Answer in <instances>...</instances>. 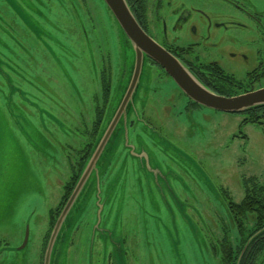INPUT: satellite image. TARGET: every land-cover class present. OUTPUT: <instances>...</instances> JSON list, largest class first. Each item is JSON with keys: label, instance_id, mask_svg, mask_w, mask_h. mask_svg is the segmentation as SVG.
<instances>
[{"label": "rangeland", "instance_id": "obj_1", "mask_svg": "<svg viewBox=\"0 0 264 264\" xmlns=\"http://www.w3.org/2000/svg\"><path fill=\"white\" fill-rule=\"evenodd\" d=\"M50 1V11L33 3L38 10L31 21L55 39L45 43L54 54L26 36L20 23L2 22L8 50L0 43V264H42L82 158L133 67L132 45L104 0ZM70 2L76 13L73 6L62 12ZM248 2L264 11V0ZM239 41L249 65L226 64V47L203 54L243 76L255 53L247 40ZM145 67L126 125L90 175L51 264H225V251L244 248L228 204L243 200V179L264 183V126L243 124L240 114L186 109L172 79ZM243 224L247 239L255 225L251 219ZM254 264H264V251Z\"/></svg>", "mask_w": 264, "mask_h": 264}, {"label": "flooded vegetation", "instance_id": "obj_2", "mask_svg": "<svg viewBox=\"0 0 264 264\" xmlns=\"http://www.w3.org/2000/svg\"><path fill=\"white\" fill-rule=\"evenodd\" d=\"M127 1L143 30L162 47L180 59L210 90L214 92L239 91L240 93H246L264 87V11L256 9L248 2L249 0H208L217 5L222 3L221 6H225L224 8H209L205 6L206 3L195 4L188 0ZM34 2H37L41 9L47 6L48 11H50L52 3L50 0H0V6L3 8L0 10V43L3 45L4 42L1 34L4 27L2 22L7 23L6 18L9 17L8 25L10 27L20 23L26 36L33 37L48 52L54 54L55 52L51 46H47L45 43L56 42L55 39L38 29L43 25L40 26L31 21L33 17H36L35 13L37 11L35 10H38L34 8ZM72 6L75 10L72 2L66 8L61 6V10L66 13L71 10ZM55 29H58V27H55ZM82 29L85 34L86 29L84 27ZM9 37L13 41H20L17 38ZM239 39L251 43V48L255 53L254 62L243 76H238L229 66L226 67L222 59L208 57L203 54V51H219L226 47L229 49L228 56L225 58L226 64L232 66L235 62H241L244 65H249L250 58L243 53L245 49L244 46L240 45ZM2 48L8 50L5 45ZM124 59L120 72L122 78L125 77L127 69V61L125 57ZM144 65L146 66L145 69H147V66H152L151 68L164 72L167 79H172L161 66L149 57L143 59L142 70ZM140 78L141 75H139L138 83ZM175 86L179 89L176 84ZM138 91L136 88L137 93ZM180 92L187 99L186 109L198 107L181 90ZM139 98L137 97V101ZM171 100L173 99L171 98ZM25 102L30 104L27 101ZM168 108L166 111L170 112L171 110L169 111ZM143 116L148 122L145 112ZM240 116H243V124L252 123L261 127L264 126V107L241 113ZM133 118L132 115V127L134 125ZM124 142V139L122 143L120 142L123 147L125 146ZM245 179L242 180L243 185L251 177ZM44 262L45 259H43L42 264Z\"/></svg>", "mask_w": 264, "mask_h": 264}, {"label": "water", "instance_id": "obj_3", "mask_svg": "<svg viewBox=\"0 0 264 264\" xmlns=\"http://www.w3.org/2000/svg\"><path fill=\"white\" fill-rule=\"evenodd\" d=\"M104 2L115 17L125 37L132 45L134 64L131 68L124 93L108 116L75 188L58 217L46 249L44 264H51L55 245L67 223L68 217L73 213V209L82 198L90 175L97 164H103L106 161L117 136L122 131L121 127H125L126 125L123 123L126 117L128 119L130 111L134 108L133 100L135 99L138 79L139 75H141L143 59L145 57H149L161 66L179 89L190 100L202 107L219 112L241 114L264 106V87L235 96L220 95L211 91L180 59L162 47L143 30L127 0H104ZM28 237L29 226L26 228L25 239L21 248L25 247ZM246 248L247 246H245L238 258L237 264H239Z\"/></svg>", "mask_w": 264, "mask_h": 264}, {"label": "trees", "instance_id": "obj_4", "mask_svg": "<svg viewBox=\"0 0 264 264\" xmlns=\"http://www.w3.org/2000/svg\"><path fill=\"white\" fill-rule=\"evenodd\" d=\"M215 93L220 94V95H225V96H235V95L242 94L239 91H219ZM109 95H110V89L106 85L105 90H104V100L105 101L109 98ZM194 105L199 106L196 103H194ZM261 107H264V106H261ZM102 120H103V115L100 114L96 122L97 123L96 125L100 126L102 123ZM90 152H91V149H88L87 152H85V155L82 158L81 166L78 169L79 174H81L83 166L85 165L90 155ZM79 174H75V176ZM252 180L253 178L248 179L245 182L246 189H245L243 200L240 203H235L230 200L228 204L229 209L233 214L235 224L237 225L238 233L240 237H242V243L244 244V248L245 246H247L245 252L243 253L241 257L239 264H254V262L257 260V257L264 251V183L262 184L254 183V182L251 183ZM248 181H250L249 184L247 183ZM249 219H251L252 222H254L255 228L251 236H249V238L246 239L244 237L243 221H246ZM225 243H226V240H225ZM244 248L242 249V251L244 250ZM240 252L234 254L233 248L230 247L228 251L224 252L223 260L225 264H236L239 258V254L241 255L242 253Z\"/></svg>", "mask_w": 264, "mask_h": 264}]
</instances>
